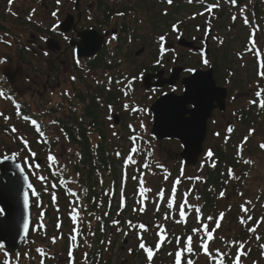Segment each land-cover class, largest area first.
Segmentation results:
<instances>
[{
  "label": "rangeland",
  "instance_id": "374dc122",
  "mask_svg": "<svg viewBox=\"0 0 264 264\" xmlns=\"http://www.w3.org/2000/svg\"><path fill=\"white\" fill-rule=\"evenodd\" d=\"M212 1L216 3V0ZM176 2L177 0H173V7L170 8L167 6V3H165V0H78L76 3L79 10L76 11L74 10L75 0H61L59 5L56 4V0H14L11 4L8 0H0V20L4 30L6 29L9 34L2 38L11 41V46L0 43V58H7L6 63L0 64V71L5 74L10 83L11 91H14L15 95L23 102L24 107L26 106L29 108L31 113L36 114L44 123H47L46 119L49 116L46 115V110L48 108L58 107L61 111L60 114L65 115L67 113V107L69 105L67 100L71 98V94L70 96H65L62 95V93L66 90L70 93L71 87L69 86H72L70 85L71 78L76 72L74 67H76V69L79 67V70L77 69L79 75L84 78L86 82H90L92 87L103 84L104 81H106L105 73L100 71L94 74L84 72L83 69L80 71L81 67L85 65L84 61L81 59V65L75 64L71 57V45H68L72 40L75 42L77 41L75 37L76 31L82 32L90 27L96 28L98 32H102L104 29L109 32V30L115 27L117 29V26L123 22L122 20L112 19V21L110 20L109 23L103 25L104 17L101 16L104 15L103 9L105 10V7L120 11L127 7L129 9L131 8L132 12H134V14L128 12L129 18L125 20V23L128 27L134 29V31L138 30L140 38L136 40L134 45L127 43V47L123 48L122 56H119L120 60L116 61L117 69L123 70L128 79L132 76L138 77L141 73H143V78L146 76L143 70L146 71L147 69H151L152 62L156 60L155 54L157 55L156 48L158 36L160 35L167 34L165 48H167L168 51L164 54L163 64L165 65L163 68L158 67V69L160 71L162 70L163 73L165 72L164 76L167 77L170 69L174 66L185 68V74L182 73L179 76L180 78L189 75L190 72L186 71V69L191 68L195 69V71H206L209 69L210 64L208 63L205 65L202 63V56L198 54V51L194 50L192 51L194 53L189 55V47L187 49L184 48V46H177V41L179 39H183L187 44L192 43L194 49L201 50L200 53H203L205 45L208 47L209 54L213 52L215 48L216 50H223L226 48L227 46L224 45L223 47L221 43L224 39V43L230 44V50L226 48V50L230 51L226 52L228 57L226 67L229 68L232 73L231 80L228 79L229 77L226 73L220 72L219 75V82H221V84L224 83V85L226 84L225 87L228 89L226 110L222 115H218V113L214 112L212 118L208 121V130L203 143L204 150L203 153L198 156V163L196 162V165L193 167L189 165V167L186 168L187 173H183L186 177L204 176L205 172H207V166L211 161L208 160L207 163H205L207 160L206 153L209 149L212 150V147H214V144L217 142L222 144L225 140V136L230 137V135L225 132V126L228 123L234 126L235 132L238 131V129L240 130L238 134L237 132L235 133L237 134L236 136L232 134V138H230L236 139L235 142L239 145L243 141V138L248 136L247 142L243 145V151L245 152L243 158H245L244 160L252 161V163L245 164L241 161L235 162V160L231 162L233 157H231L230 152L228 158L231 162V168L240 179L238 181L228 180V176L224 178L228 180V183H223L222 188L225 190V199L227 197L229 199L225 201L224 198L218 199L216 197L215 211H223L225 217L221 221V227L214 233L216 239L209 243V249L213 252L217 248L221 251L225 250V245L219 237H225L229 240L237 239L239 241H247L245 245L247 249L257 244L260 252H256L255 249L251 257L242 256L241 264H254V262L255 264H264V255L261 254L264 249L260 247V245L264 244V222H261L255 233H249L245 226L239 223V217L245 216V218H247V215H251L253 220L250 221L247 227H252L260 217L264 216V149L259 147L261 143H264V113L259 118L260 120L258 119L254 124H250L254 129L250 136L248 135V131H245L240 126L242 123L241 119L245 116L248 108L249 100L257 98L254 95L257 90V84L263 88V84L256 74V57L253 53L249 54L245 51L248 47V37L250 33L247 32L248 28L244 25L243 18L240 15V8L244 6L251 7L254 0H236L237 3L239 2V5L237 4L236 6L230 4L228 0H219L220 6L217 10H212L211 16L208 12L200 9L178 8L179 11L174 12ZM57 8L59 9L57 16L53 17L51 13L56 11ZM33 9L35 10L34 13ZM200 12H204V15L197 14ZM77 13L80 15L79 21L70 26L73 28V25H75V32L70 28L68 32L56 35L58 32L57 30H59V25L67 16L76 19ZM194 14L197 15L194 16ZM30 15L32 17L31 19L28 18ZM234 15L237 17L235 22L232 20ZM193 16L194 18H192ZM220 16H222V19H219ZM173 24H178V30L175 32L172 31ZM53 25H57L55 31L51 30ZM65 37H67V39H65ZM48 38H52L53 41H56L58 48L56 51L47 52L48 54L45 55L44 50L41 51L40 47L45 48V41ZM107 39L111 40L112 37L110 38V36L107 35ZM262 41H264V34L258 31L256 34V43L260 42L259 45L264 47L263 43H261ZM109 45H111V43ZM140 49H142L141 53L136 55V52ZM20 52L23 53L20 55ZM262 57L263 56H261V58ZM75 76H77V74ZM102 80L103 83L101 82ZM141 80L142 79L139 78L134 82V91L129 92L127 97H125L122 92L115 93V101L110 103V105H112V113L116 114L120 119L116 125H114L111 120L108 121V119H106L108 123L106 139L110 140L112 145L117 147L123 156H125L130 147L128 137L131 132L128 125L132 124L136 128V131L143 136L144 141L151 142L152 171H154L156 175H145L146 187L152 188L153 186L156 188L164 187L165 189H170L173 178L180 175L182 167L179 165L181 162V147L179 142L175 140H154L150 135L151 117L148 111L133 113L131 111H125L123 108V105L127 103L148 110L154 98L160 94L156 91L154 93L153 91L149 93L148 91L146 92L144 88L142 89ZM96 81H100V83L98 84ZM74 86L76 90H85V86L78 82H75ZM172 89H168L169 91L167 92H173L175 95L181 94L179 83L175 85V91ZM0 112H2L4 116L9 117L6 121L3 116H0V156H3L6 152L9 154L20 150L22 146L17 137L22 135L30 141L32 150L36 152L37 157L43 161L45 158L43 153H47L45 150L46 147H44L43 144L37 143L38 138L33 134L34 131L29 128V124L16 117V110L8 99L0 98ZM110 113L109 110L105 109L104 114H106V116L110 115ZM141 121L145 124L147 129L146 132H143L139 128ZM13 126L18 130L15 133L11 131ZM49 126H52V123ZM53 129L51 127L49 132ZM113 133H116V135H113ZM216 133L220 135L217 136ZM50 136H52L51 133ZM50 138L52 139L53 137ZM140 146L147 147L143 142L140 143ZM58 147L61 148L54 150V153L60 160L61 165H63L66 163L65 161L69 160V157L72 156L74 148L67 144L61 145L60 143ZM69 149H71L70 152L68 151ZM25 155L26 153H21L19 158L21 162ZM137 160L140 162V157H138ZM157 162L164 165L168 172L171 173L168 181L163 180V171H157V168H155ZM202 164L203 168H201ZM41 171L43 175H46V169L42 168ZM129 171V179L125 187L128 192L136 187L130 176V174L134 175L131 173L133 170L129 169ZM116 172L115 178H119V182H121V176L119 175L121 174L120 165L116 168ZM244 173H247V175L245 176ZM30 178L33 183L35 181V188L41 193L40 199L43 205L42 207H38L36 199H34L31 209V228H37L41 223L44 227L36 231L32 230V241L28 242V244H23L19 252L20 259L23 264H27V255L31 253L33 257L35 255L34 252L38 248H41L46 253L43 257V264H68L66 246L68 241L64 235L67 234L71 228L67 218V212L69 207L68 202L72 198L65 196V191H63V195L56 191L57 204L59 205L58 212L56 206L51 202L50 195L43 191V186L40 181L34 176H30ZM196 186L195 183V187L193 188L194 193L197 189ZM192 187L193 183L191 181L183 180L182 184L178 186V201L180 199L179 194ZM241 193L243 195H240ZM129 194L130 193H127V195ZM189 200L192 203H198L193 200L192 197H189ZM246 200L252 202L250 205H246V207L250 209L247 214L240 210V205ZM115 206L117 208L115 214H117L119 203ZM229 207L231 210H229ZM128 208L129 210L135 208L134 200H131ZM165 211H167V209L162 205L161 212L164 213ZM41 212H43L42 221L40 218ZM232 212L234 214L230 217V213ZM137 213L139 212L137 211L136 214ZM163 213H156L154 204L147 203V210L141 215L143 216V222L146 224H154L157 222V218H159V222L165 223L169 231L171 224L163 220ZM133 214L134 212L132 210L128 218L130 219ZM205 215L208 216L212 214L206 213ZM58 217H60L61 222L60 229H57L56 226ZM134 219V222H138V217ZM174 226L179 227L177 224H174ZM184 228L183 226L178 228V230L182 232V235L185 233L183 231ZM122 229L124 231L128 230L127 228ZM89 231L91 230L89 229ZM241 232H245V235L241 236ZM257 235L261 237L260 240H256L255 237ZM61 236L63 238H58L55 244L52 243L53 237ZM123 238L125 240L124 242H122ZM109 241L111 243H109ZM146 241L152 244L154 242L149 239L148 236L146 237ZM137 242L138 240L135 236L131 235V233H129L128 236H124L121 232L118 239L110 237L108 239V249L104 255V259L108 260L109 264H146L145 254L142 250L138 249ZM88 245L89 242L85 244L83 241L80 247L74 251L73 255L76 264H85L83 253L87 252L89 254ZM130 248L134 250L132 254L128 251ZM247 249L245 248L244 251H247ZM167 250H165V252ZM165 252L163 253L164 256H166ZM235 252L236 248H232L231 259L235 258ZM26 253L27 255H25ZM255 254H258V256ZM10 256L15 260L16 255ZM0 258L1 261L4 259L3 254H0ZM35 258L34 264H41L42 257L36 255ZM162 258V255H160L157 259L159 261L162 260ZM231 259L226 258V264H231ZM37 260L38 263L36 262ZM192 260L194 264H210L207 257L200 253L196 254ZM166 264H171V258Z\"/></svg>",
  "mask_w": 264,
  "mask_h": 264
},
{
  "label": "snow or ice",
  "instance_id": "6c2138e0",
  "mask_svg": "<svg viewBox=\"0 0 264 264\" xmlns=\"http://www.w3.org/2000/svg\"><path fill=\"white\" fill-rule=\"evenodd\" d=\"M12 0H9V3L11 4ZM61 0H56V4L59 5ZM173 0H167L168 4H172ZM193 0H189V3H192ZM230 4L233 6L236 5V0H228ZM219 0H216V3H207L205 6L204 11L208 12L211 16L212 10L214 8H218ZM59 9L57 8L56 11H53L51 14L53 17L57 16V12ZM35 10L33 9V13ZM246 12V6L240 8V15L243 18V23L245 26L250 27V34L248 37V47L245 49L246 52L253 53L256 57L257 61V76H259L261 79H264V59L261 58L262 54L257 47L256 43V34L258 31H260L259 25H252L251 21L245 15ZM167 14V13H165ZM198 15H204V12L197 13ZM197 14H194L197 15ZM117 15L123 16L124 13H117ZM194 16L192 18H194ZM31 19V15L28 17ZM237 17L234 15L232 17L233 22H235ZM210 23V21H209ZM57 25H53L51 30L55 31ZM178 30V24L172 25V31ZM5 35H8L5 33ZM166 35H160L158 36V44H159V53L160 56L156 60V64L161 65V61L163 59V55L165 52L168 51L167 48H165L166 43ZM116 37H113L115 39ZM43 39V38H42ZM67 39V37H65ZM223 41H221L222 43ZM0 43L8 44V46H11V41L4 40L2 37H0ZM48 53L45 52V55ZM7 58H0V64L6 63ZM77 63L79 64V61L77 60ZM202 63L207 65L209 63L208 59L206 57H203L202 54ZM188 72H195V69H186ZM231 74V73H230ZM143 73L140 74V77L132 76L130 79L126 80H115L116 85H122L119 90L123 93L125 97L129 95V92L134 91L133 84L134 82L142 78ZM6 79L5 77H0V80ZM72 80H75V77H72ZM96 83H100V81H96ZM113 84V78L111 76H108L107 80V90L111 91V85ZM175 91V88L172 89ZM155 91V90H153ZM62 95L70 96V93L66 90ZM167 95V94H165ZM255 97L260 98V102L257 105L259 108L264 109V88H262L259 84H257V90L255 92ZM0 98L3 99H9L12 101L13 106L16 109L15 115L16 117L24 120L26 123L30 124L32 128L36 131V133L39 136V140L37 143L49 145L46 153V162L42 165L38 162L37 153L34 152L31 148L30 141L25 138L24 136H18L17 139L19 143L21 144L20 150L11 153L9 155L7 152L3 154V156H0V163L9 162L11 161L13 163V166L18 169L19 173V180L20 184L19 187L22 189V213H21V239L26 241V237L29 234L30 225H31V219H30V199L31 197L36 198L37 206L42 207V201H41V193L36 190L33 183L30 180V176H34L38 181H40L41 185L43 186V191L45 193H48L51 197V202L56 206L57 211L59 212V205L57 204V195H56V189L57 187L65 189L66 195L69 197H72L71 200H69L68 204V218L71 222L72 227L69 229V233L67 236V258H68V264H76L75 257L73 255L74 251L80 247V240L82 239L85 244H87V237L84 235L82 231V224L84 223V218L81 215L82 212L87 210V206L83 203V198L81 195H78L76 191H74L71 187H69L70 184L79 183V173H75V178L72 180H68L64 178V173L67 168V163L64 165L60 164V160L58 159L57 155L52 151V148L50 147L51 141L48 139V137L45 135V132L42 130V125L39 123V121L35 118H33L31 115H25L22 111V105L16 101V99L5 93L3 88H0ZM192 107L198 109L199 105L195 100L191 101ZM249 104H256V100H250ZM123 108L125 111H131L133 113L136 112H147V109L140 108L134 105H129L125 103L123 105ZM108 109L111 112L112 111V105H108ZM235 115V113H234ZM0 116H3V118L7 121L9 119L8 116H4L2 112H0ZM111 119V117H109ZM52 124H58V121L52 120ZM128 128L131 132V135H129L128 140L130 143L129 150L127 154L122 159V176H121V184H120V192H119V206L117 211V216L120 215V213L123 211L125 207V186L127 184V181L129 179L128 176V169L129 167L135 166V172L136 174L131 176V179L133 181H136L138 184V187L136 189V204L138 205V208H134L133 211H138L139 213L143 214L147 210V203H153L155 206V212L160 213L161 212V206L163 205L167 211L163 213V220L166 223H173V224H184L187 225L189 215L191 214L192 218L194 219L195 223L198 225V227H192L190 232L186 231L184 233V236H172L170 235L168 229L166 228L165 223H160L159 218H157V222L152 223H144V222H133L131 220L125 221V224L127 225V231H124L122 228L117 227V231H121L124 236H128L129 233H134L136 239L138 240V249L142 250L146 257V264H153V257L161 248V246L167 242L168 244H172L173 240L175 241L176 250L174 252H169L168 255L174 257L173 264H194V261L192 259H184L187 254L195 255L196 252L194 251V242L198 244L199 249L202 251V253L207 257L210 264H225L226 258L231 259L232 253L231 249L236 248L235 252V258L231 259V264H241V257L246 256L248 254V251H244L245 245L247 241H237L235 239L229 240L225 237H219L225 245V250L221 251L219 248L215 249V251H210L209 249V243L214 241L216 239L214 233H216L217 229L221 227V221L225 217L224 212H219L218 215H208L207 217L204 216V213L202 211L203 205L199 203H192L189 200V197H192L195 201H200L202 198L198 194V189L193 192V188L195 187V182H203L202 178L197 177H186L183 173V168H181L180 175L177 176L171 183L170 189H165L164 187H160L157 191L153 192V189L151 187H146V180L145 175H156L154 171H152V150H151V142L150 141H144L143 136L136 131V128L129 124ZM139 128L146 132L147 129L145 127V124L143 121L140 122ZM234 128L232 126H229L227 128V133H232ZM11 131L13 133L17 132L18 130L15 128V126L12 127ZM64 130L61 129V132ZM254 129H249L248 135L250 136ZM113 135H116V133H113ZM217 136H219V133H216ZM154 138V137H153ZM228 136H225V143L228 141ZM65 139H68L67 134L65 133ZM60 137L57 136L55 138V142L59 143ZM248 140V136H245L243 138V141L241 144L237 147V158L239 159L241 157V153L243 151V145ZM143 142V144L147 145V147H141L140 143ZM261 149H264V143H261L259 145ZM69 152L71 149L68 150ZM24 152L26 155L23 158L22 163L17 162L18 159L21 156V153ZM79 155V153H77ZM213 152L211 149H209L206 153L207 160L205 163H207L208 160H211L213 157ZM116 156L118 158L121 157L120 152H116ZM143 156L144 160L143 163H139L136 157ZM245 164H250L252 161L250 160H244ZM211 167L215 168L216 163L213 161L211 164ZM46 169L49 172V175H43L41 169ZM156 168L161 169L163 171V180L168 181L169 177L171 176V173L168 172V170L164 167V165L160 163H156ZM201 168H203V164L201 165ZM141 169H144L146 171H141ZM246 176L247 173H244ZM227 176L228 180H239L240 177L235 175L232 168L227 169ZM49 177H56L57 182H50ZM183 180H188L193 183V187L189 188L188 190L184 191L183 193H180V199L178 201V186L182 184ZM228 180H225L224 183L227 184ZM103 183V181H101ZM50 185V187H49ZM51 188V190H50ZM83 193L86 195L88 192V189L84 188ZM114 194L111 189H109L108 192L105 193V195H112ZM151 194V195H150ZM240 195H243L242 193ZM218 199L225 198V190H221L218 193ZM251 201H245L243 204L240 205L241 212L247 214L250 209L246 207V205H250ZM100 205L98 204L97 207ZM111 206V200H109V207ZM229 210L230 207H229ZM5 209L0 208V217L5 215ZM89 215H92V213H89ZM104 215H108L107 212L104 213ZM178 217V218H177ZM41 221L43 220V212L40 214ZM96 219L99 221L101 218L96 217ZM253 217L251 215H247V218L245 216L239 217V223L243 226H245L246 230L249 233H255L257 228L260 226L261 222H264V216L260 217L255 224L252 227H247L249 221H251ZM57 229H60L61 222L60 217L57 218ZM121 222L117 220H113L112 224L113 226L119 225ZM214 225V226H213ZM43 224L41 223L37 228H33V231L39 230V228H43ZM89 229L91 228L90 221L88 222ZM154 230V239L155 243H148L145 238V234L149 231ZM101 231H103V225H101ZM94 235V233H92ZM58 238L61 237H53L52 243H56ZM79 238V239H78ZM256 240H260L261 237L257 235ZM2 240V238H0ZM109 243H111L109 241ZM88 247H91V245H88ZM261 249H264V244L260 245ZM42 257L41 264H43V257L46 255L45 251L41 248H38L36 250ZM129 253H133V249H128ZM0 252L3 253L4 259L0 261V264H19L20 260V254L16 253L15 260L12 259L9 252L5 248V243L0 242ZM264 255V251L261 253ZM27 255V253L25 254ZM83 258L85 261V264H87L88 260V253H83ZM255 264V262H254Z\"/></svg>",
  "mask_w": 264,
  "mask_h": 264
},
{
  "label": "trees",
  "instance_id": "16d2710c",
  "mask_svg": "<svg viewBox=\"0 0 264 264\" xmlns=\"http://www.w3.org/2000/svg\"><path fill=\"white\" fill-rule=\"evenodd\" d=\"M184 1L185 0H177V2L175 3L176 7L174 9V12H178V8L180 9L187 7L188 4ZM192 6L197 7V4L192 3ZM126 10L132 9H124L122 13H124L125 16L128 13L125 12ZM103 13V16H105V21L107 22L110 17H112L114 10L105 7V10L103 9ZM263 13L264 0H254L250 15L252 21H254L253 25H259L260 29H264ZM219 19H222V16H220ZM123 24L121 34L125 35L126 30L125 25ZM118 38V42L125 43L126 39L122 37V35ZM224 42L225 41L223 39V47L224 45H226V48H229L230 50V44L228 45ZM226 48H224L223 50H216L215 48L210 54L212 61L211 66L216 81H219L220 79V72L226 73V71H229V68H225L228 63V57L226 54L228 50H226ZM117 53L120 52H115L116 56ZM103 59L104 57H102L101 55L98 56L95 61L93 60L90 63L89 70L91 71L93 70V68H103L104 70H109L113 68L111 64L118 60L115 58H111L113 61L110 62V65H107L106 63H103ZM117 73H113V75H118ZM262 81L264 82V79ZM113 91L114 88H112L111 91H108V93L106 94L107 96L104 99L105 102L109 103L110 101L112 102L115 99V97L113 96ZM101 93H103V91H100L99 89L97 90L96 88L93 92L91 90L90 92L86 90V92L84 93L78 92V94H75L74 98L77 99L79 101V104L82 106L80 115L78 116L76 113H71L67 117L58 119L54 118V120L58 121V125L60 126V128L64 130L63 134H67L68 142L75 145V148L77 149L76 154L79 153V155H77L76 157L75 155L72 157L73 159L70 163V170L74 178L75 173L78 172L80 174L78 178L79 183L76 184V186L79 187L80 195L83 198V203L87 206V210L82 212L81 215L85 219L89 218L86 220H88V222L90 221V223L91 221H93L94 224L92 232L94 233V235L92 234V237H89L90 241H88L90 242L91 247L88 254L87 264H108V260H106L107 262L104 261L103 255L106 252L105 248L107 246L105 237L109 233V229L112 228V213L114 210L112 209V204L109 207V200L111 199L113 194L105 195V193L108 192L109 189L113 191L114 197L116 193L115 187H112L110 183L115 181L116 175L113 159L114 155L112 154V150L107 143L106 130L104 127L105 124H103V111L101 110L100 104L98 102L100 98L99 95H101ZM251 112L252 108L249 109L246 117H243L241 119L242 123L240 124L241 128L248 132L249 129H253V126H250V124H254L256 122V120L253 121L251 119ZM239 131L240 130L238 129V132ZM93 133L98 137V143L97 145H95V148H93V146L91 145L90 139V134ZM235 140L230 139L229 141H227V143L223 142L222 144L217 142L216 144H214V147H212V152L214 155L211 161H214L216 163V167H211V170H207L206 181H204L202 186L204 194L203 201L209 207H211L210 203H212V197L215 195H212L211 191L214 190V192L216 193L219 188L222 187L223 182L225 181L224 178L226 175L227 167L231 165L230 163L232 161H234L232 159L230 162L228 156L231 155V157H233L234 159L237 157L238 146ZM244 154L245 152L242 151L241 157ZM64 178L67 179V175L64 174ZM68 180L70 179L68 178ZM101 181H103V183H101ZM84 188L88 189L86 195L82 191ZM208 190L210 191L208 192ZM98 204L100 205L99 207H97ZM105 212H107L108 215L105 216ZM89 213H92V215H89ZM96 217H100L101 219L98 221ZM101 225H103V231H101ZM82 227H84L85 229L88 228V223H83Z\"/></svg>",
  "mask_w": 264,
  "mask_h": 264
},
{
  "label": "water",
  "instance_id": "95a60500",
  "mask_svg": "<svg viewBox=\"0 0 264 264\" xmlns=\"http://www.w3.org/2000/svg\"><path fill=\"white\" fill-rule=\"evenodd\" d=\"M71 17L65 19L61 30L68 31L72 25ZM81 42L78 48L79 55L93 56L101 47V37L92 31L80 34ZM181 46L191 48V44L183 41ZM179 69L172 71L168 85L176 82ZM161 74H159L160 76ZM150 76L144 79V87L149 88ZM164 83L158 82L155 87H161ZM184 87L181 96L174 94L164 95L158 98L150 107L152 114V134L158 140L174 139L180 142L182 152L180 154L187 165L194 164L201 153L202 143L207 130V120L214 109L220 112L225 109L226 90L214 85L212 72H194L191 78L182 81ZM195 100L199 108H193L191 101ZM191 107L188 109V107ZM18 162V161H17ZM18 169L11 161L0 163V208H4L5 215L0 217V242L5 247L17 252L21 246V213H22V189L19 187Z\"/></svg>",
  "mask_w": 264,
  "mask_h": 264
},
{
  "label": "flooded vegetation",
  "instance_id": "af4514ba",
  "mask_svg": "<svg viewBox=\"0 0 264 264\" xmlns=\"http://www.w3.org/2000/svg\"><path fill=\"white\" fill-rule=\"evenodd\" d=\"M75 37H76V36H75ZM72 41H73V40H72ZM74 42H75V41H74ZM40 50H43V48L40 47ZM71 50H73V47H71ZM50 52H52V51H50Z\"/></svg>",
  "mask_w": 264,
  "mask_h": 264
}]
</instances>
